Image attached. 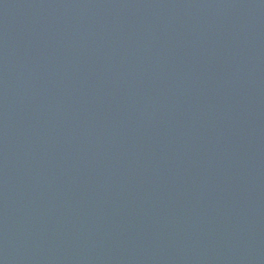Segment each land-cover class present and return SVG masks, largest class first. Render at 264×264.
<instances>
[{"label":"water","instance_id":"95a60500","mask_svg":"<svg viewBox=\"0 0 264 264\" xmlns=\"http://www.w3.org/2000/svg\"><path fill=\"white\" fill-rule=\"evenodd\" d=\"M0 264H264V0H0Z\"/></svg>","mask_w":264,"mask_h":264}]
</instances>
